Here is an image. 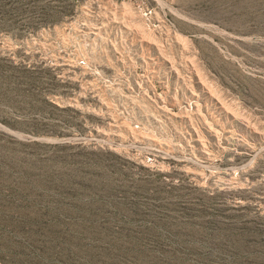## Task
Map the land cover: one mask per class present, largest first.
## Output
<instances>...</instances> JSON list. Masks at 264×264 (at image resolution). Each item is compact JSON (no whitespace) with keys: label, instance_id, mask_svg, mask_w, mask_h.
<instances>
[{"label":"rangeland","instance_id":"rangeland-1","mask_svg":"<svg viewBox=\"0 0 264 264\" xmlns=\"http://www.w3.org/2000/svg\"><path fill=\"white\" fill-rule=\"evenodd\" d=\"M14 6L0 264H264V0Z\"/></svg>","mask_w":264,"mask_h":264},{"label":"trees","instance_id":"trees-1","mask_svg":"<svg viewBox=\"0 0 264 264\" xmlns=\"http://www.w3.org/2000/svg\"><path fill=\"white\" fill-rule=\"evenodd\" d=\"M22 1L24 0H11V2H13V4H15L14 6V9H20L21 6H22ZM68 1H71V0H68ZM74 1V0H72ZM30 1H28L29 3ZM28 3H26V5H28ZM13 6V5H12ZM31 8H33L34 10H38V11H41V13H43V15H45L46 17L50 18L49 17V13H56L54 11V6H52L51 4L45 2V3H34L31 4ZM52 18V16H51ZM8 61V60H7ZM27 64H23L22 63H18V65H13L12 64V61H4L3 59L0 58V73L3 72V70H9L11 73H15L16 71H20L22 72L21 75H23L24 78H22V80H25L27 81V85L29 86H37V83H36V77H32L31 74L33 72H31L32 70H30V67L27 68ZM28 78V80H27ZM35 79V80H34ZM40 80V79H39ZM3 121V120H2ZM5 122V121H4Z\"/></svg>","mask_w":264,"mask_h":264}]
</instances>
